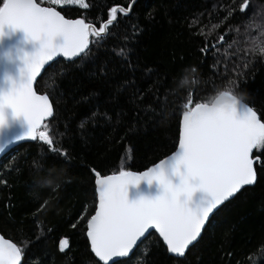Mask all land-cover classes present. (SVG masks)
I'll return each instance as SVG.
<instances>
[{
  "label": "trees",
  "instance_id": "obj_1",
  "mask_svg": "<svg viewBox=\"0 0 264 264\" xmlns=\"http://www.w3.org/2000/svg\"><path fill=\"white\" fill-rule=\"evenodd\" d=\"M132 1L84 0L88 7L81 8L38 0L93 26L106 22L112 7ZM241 3L134 0L99 42L91 37L82 59H57L44 69L34 88L50 97L54 115L44 123L55 148L67 155L36 140L0 158V234L22 249L21 264H95L86 238L96 203L92 169L101 175L140 172L173 152L182 114L176 109L193 90L196 101L205 102L235 81L236 94L261 118L264 56L249 49L251 40L264 36L246 25L264 23V0H250L247 19L230 17ZM229 32L205 57L201 48ZM157 238L151 232L126 264H264V170L222 206L184 257L170 255ZM61 239L68 240L63 252Z\"/></svg>",
  "mask_w": 264,
  "mask_h": 264
},
{
  "label": "snow or ice",
  "instance_id": "obj_2",
  "mask_svg": "<svg viewBox=\"0 0 264 264\" xmlns=\"http://www.w3.org/2000/svg\"><path fill=\"white\" fill-rule=\"evenodd\" d=\"M48 3L88 7L84 0ZM130 7H112L106 23L93 26L84 19H66L38 0H0V152L14 142L39 140L57 156L67 155L55 148L44 123L54 115L50 97L38 95L34 82L56 57L70 63L82 59L91 50L90 38L99 42L108 26L119 14L127 15ZM251 11L250 0H243L239 12L228 15L247 19ZM246 27H256L264 36V23L249 22ZM230 35L221 34L218 44L205 45L201 52L207 57ZM250 45L249 53L264 56V39H253ZM235 83L229 81L228 88L205 102H197L193 90L176 109L182 114L175 152L151 168L113 175L92 169L98 202L87 219L86 234L98 258L95 264H126L123 258L146 233L151 234L149 230L158 233L157 242L162 241L168 253L184 257L203 239L222 206L257 182L258 171L264 170V113L258 118L257 111L234 91ZM67 247L68 240L61 239L60 251ZM22 254L20 247L0 236V264H21Z\"/></svg>",
  "mask_w": 264,
  "mask_h": 264
},
{
  "label": "water",
  "instance_id": "obj_3",
  "mask_svg": "<svg viewBox=\"0 0 264 264\" xmlns=\"http://www.w3.org/2000/svg\"><path fill=\"white\" fill-rule=\"evenodd\" d=\"M134 1V0H133ZM133 1L131 2V4L129 5V6H132V3H133ZM43 6V5H42ZM45 7H47V6H45ZM117 7H120V6H117ZM130 9H131V7H130ZM130 9H129V11H128V13L127 14H129V12H130ZM57 10V9H56ZM58 11V10H57ZM62 15V14H61ZM66 18V17H65ZM66 19H71V18H66ZM74 19H80V18H74ZM104 23H106V22H104ZM91 39V38H90ZM57 59H63V60H65V61H68L66 58H64V57H56L55 58V60H57ZM54 60V61H55ZM53 61H50V62H48L45 66H44V68L41 70V72H40V74L37 76V79L40 77V75L43 73V71H44V69L48 66V65H50L51 63H52ZM37 81V80H36ZM35 83L36 82H34V86L33 87H35ZM34 90H35V88H34ZM38 95H46V94H40V93H37ZM51 103V102H50ZM51 117H49L48 119H50ZM259 118V117H258ZM47 119V120H48ZM46 120V121H47ZM32 140H22V141H18V142H14L13 144H11V145H6L5 146V149H4V151L3 152H0V158L6 153V152H8L10 149H12V148H14L15 146H17V145H19V144H21V143H24V142H31ZM176 145H178V140H177V144ZM175 150H176V148L174 149V151L173 152H171L170 154H168L167 156H165L164 158H162V159H165V158H167L168 156H170L171 154H173L174 152H175ZM160 161V160H159ZM158 161V162H159ZM158 162H156V163H158ZM154 165V164H153ZM153 165H151L150 167H148V168H151ZM147 168V169H148ZM147 169H145V170H143V171H140V172H135V171H130V172H133V173H142V172H144V171H146ZM114 174H118V173H114ZM108 175H113V174H108ZM94 183H95V179H94ZM141 187H143V185L141 186ZM130 194L131 195H135V190H130ZM198 195V194H197ZM96 202H98V201H96ZM94 212H95V210H94ZM94 212H93V214H94ZM90 219V218H89ZM87 225V224H86ZM150 231V233L151 232H155L154 230H149ZM86 232H87V229H86ZM157 234V236H158V233H156ZM149 235V233H146L145 234V237H143V238H141V241H143L147 236ZM0 236H2L1 234H0ZM5 238V237H4ZM86 238H87V234H86ZM5 239H7V238H5ZM7 240H9V239H7ZM10 241V240H9ZM87 241H88V238H87ZM12 242V241H11ZM162 242V241H161ZM140 243L141 242H138V246L140 245ZM88 244H89V248H90V251H91V245H90V242L88 241ZM137 246V247H138ZM136 247V248H137ZM166 247V246H165ZM191 247V246H190ZM136 248H134V250H133V252L135 251V249ZM133 252H131L130 254H129V256L130 255H132L133 254ZM92 253V252H91ZM93 255H94V253H92ZM170 254V253H169ZM170 255H173L174 256V254H170ZM95 256V255H94ZM98 259V258H97ZM123 259H125V258H123ZM21 260H22V258H21ZM102 264H103V262H101Z\"/></svg>",
  "mask_w": 264,
  "mask_h": 264
},
{
  "label": "rangeland",
  "instance_id": "obj_4",
  "mask_svg": "<svg viewBox=\"0 0 264 264\" xmlns=\"http://www.w3.org/2000/svg\"><path fill=\"white\" fill-rule=\"evenodd\" d=\"M43 1H47L48 2V0H43ZM85 3V2H84ZM49 4V3H48ZM65 5H67V6H78V7H81V8H83L80 4H78V3H64V4H60V5H54V6H57V7H59V6H65Z\"/></svg>",
  "mask_w": 264,
  "mask_h": 264
}]
</instances>
